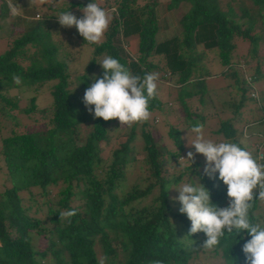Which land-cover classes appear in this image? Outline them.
<instances>
[{
    "label": "trees",
    "instance_id": "1",
    "mask_svg": "<svg viewBox=\"0 0 264 264\" xmlns=\"http://www.w3.org/2000/svg\"><path fill=\"white\" fill-rule=\"evenodd\" d=\"M135 1L116 0L114 17L103 42L100 45L84 42L91 56L85 69L72 78L66 63L56 59L57 46L50 39L49 26L55 24L52 21L57 13L86 6L90 0L69 1L67 6L62 4L58 8L46 4L40 20L28 17L31 12L25 9H22L23 16L12 17L5 0H0V27L6 25L2 19L8 12V31L4 36H12V44L0 54V116L10 115L5 108L17 107L15 96L7 97L6 90L30 87L28 105L21 109L28 114L37 108L34 91L46 82H53L48 87L51 126L38 131L10 130L0 140V158L10 184L0 192V264H100L102 258H106L105 264H194L191 258L199 250L207 251L212 257L219 255L224 264H245L241 248L250 237L243 230L236 239L226 233L214 250H207L203 247L206 235L203 232L190 235L191 222L186 214L171 210L168 188L185 174L190 183L198 181L208 189L216 206L226 207L229 202L227 186L218 178V173L209 178L186 166L174 177L163 175L166 164L177 159L178 151H183L180 131L171 127L167 130L168 139L175 147L171 151L165 146H156L146 130V121L136 123L123 142L110 149L106 157H100V146L107 142V126L116 119L105 121L94 117L79 91L89 87L94 76L102 75L103 69L97 66V61L105 56L116 58L141 78L145 73L164 71L169 76L175 75L181 84L176 99L189 119L188 128H193L197 123L192 118L194 114L188 112L185 100L205 92L202 76L207 73L197 65L200 55L195 46L215 48L219 63L224 66L223 72L228 71L237 84V72L231 63L232 41L240 37L249 43L253 53L260 41L264 44V24L255 25V19H264V0H249L254 7L239 6V15L230 5L221 9L218 0H168L165 7L169 9L180 2L187 3L188 9L178 21L180 35L174 33L161 41L156 38L157 0L149 3L146 0V5L139 8L134 7ZM20 25L25 26L23 30ZM16 28L19 31L13 33ZM132 38L137 39L134 55L125 48ZM25 54H29L26 55L29 63L23 65L17 59H24ZM154 56L156 61L151 59ZM164 73L160 77H166ZM14 75L21 78L20 84L14 83ZM260 75L257 65L248 79L243 76L238 82L243 100L246 87ZM190 77L194 79L189 80ZM70 79L75 88L70 87ZM248 99L256 102L250 95ZM241 103L242 100L233 105L237 116ZM159 110L163 107L156 95L149 102V111ZM254 114L257 118L250 125L255 128L263 125L260 131L264 135V108L258 107ZM250 119L246 122L253 121ZM137 124L141 153L145 154L142 162L148 166L153 181L144 187L132 185L123 193L122 182L134 165L128 155L132 153L129 143L134 139L133 129ZM80 125L88 126L89 131L82 142H77ZM215 131L228 142L248 148L254 157L258 146L264 148V140L258 146H242L232 120L220 121ZM54 187L57 190L50 196ZM32 189L45 197L44 211L34 205L33 212L29 213L31 207L23 204L21 193H28L32 202ZM258 192V188L254 190V198ZM149 195L150 200L141 204ZM263 204L264 200L259 198L253 201L249 210L253 222H264ZM72 210L73 216L61 215ZM40 211L42 214L37 216ZM39 238H44L43 244L36 242Z\"/></svg>",
    "mask_w": 264,
    "mask_h": 264
},
{
    "label": "rangeland",
    "instance_id": "2",
    "mask_svg": "<svg viewBox=\"0 0 264 264\" xmlns=\"http://www.w3.org/2000/svg\"><path fill=\"white\" fill-rule=\"evenodd\" d=\"M69 1H83V0H47L46 3L42 5L34 6L30 0H17L18 4L25 9V11L31 12L28 17L37 15L41 16L47 7L46 4H50L49 6L53 8H58L62 4L64 6ZM220 3L221 9H226L227 5L233 7L235 13L237 15L240 14L239 6H244L246 8L254 7L252 6L249 0H218ZM168 0H157V4L154 7V12L156 16L158 32L156 38L158 41L164 40L173 36L174 33L180 35V26L179 19L188 9L187 3L180 2L174 8H167L163 10L161 13L160 6L167 4ZM149 3V0L147 1ZM146 5V0H136L134 2V7H140ZM67 6V5H65ZM109 14L114 17V8L116 7V0H105L104 5ZM84 7V6H83ZM80 8H72L69 9L77 18H80L83 15V12ZM43 11V12H42ZM53 13H57L56 11H52ZM10 13V10H9ZM7 15L2 19L6 21V25L0 27V54L3 53L7 46L12 44V36L6 35L5 32L8 31V12ZM57 15H59L57 13ZM29 20V18H28ZM112 21V20H111ZM55 24L49 26L50 30V39L57 46V50L55 53L56 59L63 60L67 66V72L70 73L71 77L73 75L79 74L80 71L84 70L86 67V62L91 56V51L88 46L84 44L83 37L79 35L75 26L71 28L62 27L58 18H54L52 21ZM264 24V19H255V25ZM15 26H18L16 23ZM20 27H25L24 25H20ZM19 31L16 28L13 33H17ZM17 37V34L14 36ZM137 38V37H136ZM136 38H132L127 42L130 44L125 45L126 50L130 51V55H134ZM104 39V38H103ZM234 48L231 51V63L235 71L237 72V84L234 83L233 78L229 76L228 71H224V66L219 63L217 57V51L215 48H206L205 46L197 45L195 46L196 52L200 55L199 61L197 63L198 66H201L200 69L204 70L203 72H207L203 78V84L205 92L201 95L198 93L193 94L191 97L185 100L188 112L190 114H194L192 118H195V122L203 126V133L206 138L213 140L214 142H222L228 141L223 137L221 133H217L215 130L219 128L220 121L224 122L226 120H232L234 126L237 127V134L239 136V141L242 146H255L264 140L263 131H260L263 125L259 124L257 128L253 127L252 124L254 120L257 118V115L254 114L255 110L259 108H264V44L260 41L256 47L255 52L253 53L250 50V45L247 41L241 39L240 37H235L233 39ZM32 50V49H31ZM25 54L24 59L19 57L17 60L21 62V64L26 65L29 63V58H27ZM156 56L151 57L154 61H156ZM103 60V59H102ZM99 59L98 65L100 61ZM259 66V71L261 73L260 77L255 80H252V84L247 86L245 84L246 90L242 96L245 97L243 100L241 98L240 86L238 82L241 78L248 79L251 74H253V69L255 66ZM166 71V70H165ZM157 74L158 80V90H157V98L161 102V106L163 107L162 111H150L151 118L146 121V130L150 132L153 142L157 147L165 146L171 151L175 148L173 143L167 136V130L169 127L176 128L180 131V137L183 141L182 147L183 151H178L177 159H172L169 161V164H166L164 167L163 175L167 178L174 177L180 171H182L186 166H189L190 170L194 169L198 172H203L205 166V158L202 154L195 153L194 146L190 145L192 141L196 137V133L192 131L193 128H188L189 119L186 117L185 112L183 111L180 103L177 101L176 96L177 92L180 91V83L176 81L175 75H168L164 73L166 77H160V74ZM253 76V75H252ZM193 77H190L189 80H193ZM53 82L49 81L44 83L38 88V90L34 93L36 95V110L32 113H23L22 108L27 106L28 99L30 96L31 89L30 87L24 88H11L6 90L5 94L7 97H14L16 99V108H5L8 112V116H0V140L2 137H5L10 130L14 131H38L44 130L51 126L49 123V109L51 103V96L49 86ZM70 87L75 88L73 79H70ZM85 89L79 91V93L83 96ZM254 98V100H249L248 96ZM242 100L241 105L238 108V114L233 113V105ZM43 110V114L41 111ZM13 115V116H11ZM197 115V116H196ZM10 117V118H9ZM234 117V118H233ZM191 118V117H190ZM253 118V121H247V119ZM233 119H235L233 121ZM251 120V119H250ZM250 125V126H249ZM254 125V124H253ZM255 126V125H254ZM108 127L107 133V142L100 146V157H106L110 151V149L115 148L124 141L128 132L130 131V127L121 126L119 121L116 119L111 123ZM88 126H79V140L77 142H82L83 137L88 133ZM258 131V132H257ZM134 139H132L129 143V148L132 153L128 155V158L133 161L134 165L131 170H128L126 173L125 180L122 182L121 191L123 193L131 188L132 185H137L139 187H144L147 182L153 181V177L149 175L148 166L142 162V158L145 154L141 153L142 141L140 137V129L138 124L133 129ZM1 146V142H0ZM259 150L256 153V158L259 162L264 160V148L258 146ZM248 150V148H246ZM135 151V152H134ZM192 151L194 153V158L190 163L187 158V153ZM264 162V161H263ZM192 164V166L190 165ZM195 179H193L194 182ZM184 183H190L188 174H185L181 177V180L172 185L170 187L178 188L182 186ZM121 185V184H120ZM9 179L6 175L4 169V163L0 158V192L9 187ZM57 190V187L51 188L50 196L53 195ZM38 191V190H36ZM34 189H32V202L29 201L28 193H21V198L23 204L25 206H30L29 213H32L34 210V205L38 206L41 210H45L44 205H42L43 197L38 194ZM156 193H152L151 195H155ZM151 195L145 200H142L141 204L147 203ZM178 196V191L175 189H169V198L172 212H180L179 208L181 207L179 201L175 200L174 197ZM264 208V204H263ZM42 212H38L37 216H40ZM37 243L43 244L44 238H39L36 241ZM197 242V241H196ZM195 242V243H196ZM194 243V244H195ZM199 250L195 255L192 256L191 261L194 264H224L222 258L217 255L212 257L211 255H207L208 252L205 251L201 253ZM207 253V254H206Z\"/></svg>",
    "mask_w": 264,
    "mask_h": 264
},
{
    "label": "clouds",
    "instance_id": "3",
    "mask_svg": "<svg viewBox=\"0 0 264 264\" xmlns=\"http://www.w3.org/2000/svg\"><path fill=\"white\" fill-rule=\"evenodd\" d=\"M5 2L12 17L23 16L17 0ZM30 2L36 6L47 0ZM104 5L105 0H90L81 9L83 15L80 18L69 8L56 17L62 27L75 26L84 41L100 45L112 20ZM35 19L40 20L42 17L37 15ZM99 64L103 69L102 75L93 77L82 98L88 111L105 121L117 119L121 126L131 127L148 121L151 118L149 102L157 95L158 75L145 73L141 78L111 56H105ZM13 81L20 84L21 78L14 75ZM192 131L196 137L190 145L194 146L195 153L205 158L203 174L212 178L218 173V178L227 186L229 202L226 207L213 204L208 189L198 181L195 184L184 183L178 188L169 187L178 191L174 199L181 205L179 211L186 214L191 222L189 234L203 232L206 235L203 247L214 250L226 233L233 234L236 239L243 230L250 237L241 248L245 264H264V222H253L249 215L253 201L257 198L264 200V163L237 143L214 142L206 138L200 124L195 125ZM193 158L194 153L189 151L186 159L191 163ZM257 188L258 197L254 198ZM61 215L70 217L75 215V211ZM105 259L102 258L100 264H105Z\"/></svg>",
    "mask_w": 264,
    "mask_h": 264
},
{
    "label": "crops",
    "instance_id": "4",
    "mask_svg": "<svg viewBox=\"0 0 264 264\" xmlns=\"http://www.w3.org/2000/svg\"><path fill=\"white\" fill-rule=\"evenodd\" d=\"M164 9H165V5H161V6H160L161 13L163 12ZM136 43H137V39H136ZM135 46H136V45H135Z\"/></svg>",
    "mask_w": 264,
    "mask_h": 264
}]
</instances>
